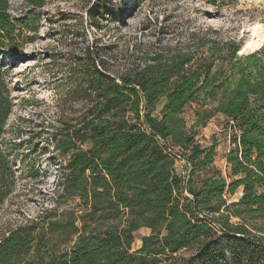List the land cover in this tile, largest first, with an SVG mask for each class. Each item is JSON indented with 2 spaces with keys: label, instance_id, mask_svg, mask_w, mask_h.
I'll return each mask as SVG.
<instances>
[{
  "label": "trees",
  "instance_id": "trees-1",
  "mask_svg": "<svg viewBox=\"0 0 264 264\" xmlns=\"http://www.w3.org/2000/svg\"><path fill=\"white\" fill-rule=\"evenodd\" d=\"M9 9L0 0V50L18 53L22 29ZM195 39L193 31L186 43L149 52L143 65L119 74L86 48L64 99L81 97L82 111L52 133L64 164L58 192L79 198V209L61 217L47 211L10 230L0 239V264H150L184 249L183 264H218L222 243L231 264L264 257V49L240 54L236 41ZM193 104L189 126L184 113ZM12 107L0 68V209L14 186L2 145ZM217 114L232 131L227 176L214 164L215 144L198 138ZM141 228L150 234L132 251Z\"/></svg>",
  "mask_w": 264,
  "mask_h": 264
},
{
  "label": "rangeland",
  "instance_id": "rangeland-1",
  "mask_svg": "<svg viewBox=\"0 0 264 264\" xmlns=\"http://www.w3.org/2000/svg\"><path fill=\"white\" fill-rule=\"evenodd\" d=\"M9 15L20 20L19 52L0 50L4 72L13 102L2 145L14 172L12 193L0 209V239L18 225L48 211L61 217L68 209H79V198L65 199L59 193L63 158L52 133L61 134L68 119L78 117L81 97L64 101L76 88L72 67L87 47L100 51L114 74L145 63L147 54L165 46L186 43L190 33L196 41L204 35L241 45L240 54L264 49V41L241 52L253 37L255 26L264 27V0H45L42 7L25 0H9ZM193 104L184 113L189 126L194 124ZM230 121L215 115L198 138L204 145L215 144V166L228 175L227 154ZM186 163L178 160V171ZM61 191V190H60ZM242 188L230 196L237 200ZM150 229L136 232L132 251L141 247L142 236ZM225 250L218 264H231V251ZM189 251L160 256L150 264H183ZM254 264H264V257Z\"/></svg>",
  "mask_w": 264,
  "mask_h": 264
},
{
  "label": "bare ground",
  "instance_id": "bare-ground-1",
  "mask_svg": "<svg viewBox=\"0 0 264 264\" xmlns=\"http://www.w3.org/2000/svg\"><path fill=\"white\" fill-rule=\"evenodd\" d=\"M262 41H264V27L255 26L253 29V37L249 39L246 47L241 52L243 53L248 48H254L258 46Z\"/></svg>",
  "mask_w": 264,
  "mask_h": 264
},
{
  "label": "built area",
  "instance_id": "built-area-1",
  "mask_svg": "<svg viewBox=\"0 0 264 264\" xmlns=\"http://www.w3.org/2000/svg\"><path fill=\"white\" fill-rule=\"evenodd\" d=\"M178 158H179V159L181 158V160H183V163L188 164L187 161H186L185 159H183L181 156L178 155ZM183 173L186 174L185 171H184ZM188 197H191V195L188 194Z\"/></svg>",
  "mask_w": 264,
  "mask_h": 264
},
{
  "label": "crops",
  "instance_id": "crops-1",
  "mask_svg": "<svg viewBox=\"0 0 264 264\" xmlns=\"http://www.w3.org/2000/svg\"><path fill=\"white\" fill-rule=\"evenodd\" d=\"M150 234V233H149Z\"/></svg>",
  "mask_w": 264,
  "mask_h": 264
}]
</instances>
